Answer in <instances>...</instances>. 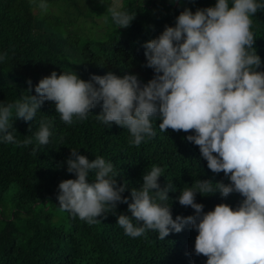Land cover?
<instances>
[{
  "label": "clouds",
  "instance_id": "obj_1",
  "mask_svg": "<svg viewBox=\"0 0 264 264\" xmlns=\"http://www.w3.org/2000/svg\"><path fill=\"white\" fill-rule=\"evenodd\" d=\"M36 6L42 13L48 11L46 0ZM262 8L264 4L257 0H232L231 7L229 0H216L214 6L195 13L185 8L174 27L165 26L156 39L144 44L145 66L155 73L146 84L130 74L122 78L112 72L93 74L85 81L74 72L57 75L53 71L35 85L37 95L0 106V137L14 142L9 131L13 110L15 118L33 121L45 101L54 102L60 119L69 125L73 117L85 119L102 102L97 120L126 128L133 137L130 143L137 146L146 136L156 135L153 117L160 119L161 132H193L186 139L199 147L207 167L230 180L227 185L197 180L183 190L179 203L194 209V215L173 219L166 202L168 192L176 189L171 184L160 187V167L153 166L143 175L140 189H131L129 202L122 196L128 187L117 186L113 179L118 175L112 163L102 157L90 161L76 150L66 161L67 172L76 178L58 185L61 211L91 225L124 203L131 215H118L117 223L130 237L152 230L164 240L190 225L198 232L195 254L207 257L206 264H264V71L257 70L262 62L256 51H249L255 43L251 17ZM107 11L119 28L129 27L136 15L116 6ZM27 84L30 93L32 81ZM50 127L49 122L40 123L35 134L39 144L49 143ZM31 142L29 138L23 143ZM92 171L95 180L89 183ZM217 192L223 198L239 193L244 199L235 210L221 203L205 213L204 205L195 202L196 194Z\"/></svg>",
  "mask_w": 264,
  "mask_h": 264
},
{
  "label": "trees",
  "instance_id": "obj_2",
  "mask_svg": "<svg viewBox=\"0 0 264 264\" xmlns=\"http://www.w3.org/2000/svg\"><path fill=\"white\" fill-rule=\"evenodd\" d=\"M68 1L63 18L70 13L85 14L90 8L84 0H64ZM257 2L264 4V0ZM38 3L39 0H0V56L4 57L0 60V106L24 102L25 97L37 95L35 85L53 71L60 75L75 70L85 81L93 74L103 76L112 72L121 78L130 74L146 84L155 73L145 66L144 44L156 39L165 26L174 27L176 17L185 8L195 13L197 9L214 6L216 0H179L178 4L170 0H124L118 10L136 14L135 18L129 27L119 28L109 15L106 21L115 30L98 44V50L90 42L82 45L80 35L71 29L72 23L63 25L57 16L42 13L36 6ZM251 19L255 43L249 51H256L262 62L257 70L264 71V8ZM70 59H75L74 69L70 67ZM29 79L33 86L30 93L26 90ZM101 111L102 102L85 119L73 117L69 125L60 119L54 102L45 101L29 122L15 118L13 110L10 119L13 128L9 131L14 142H5L0 137V264H206L207 257L195 254L198 232L190 225L180 233H170L164 240L152 230L133 238L117 223L118 215H131L127 204L119 203L116 210L106 211V216L97 218L100 222L91 225L61 211L58 185L76 178L67 172L71 150L79 151L90 161L102 157L112 163L118 175L113 179L116 178L117 186L128 187L122 196L128 197L129 202L131 189H140L143 175L153 166L160 167L163 170L158 179L160 187L171 184L176 189L168 192L170 199L166 202L173 219L195 214L194 209L182 206L178 200L181 192L195 181L230 183L223 172L213 173L199 147L187 141L186 137L194 135L193 132L171 129L161 132L160 119L153 117L156 135L146 136L137 146L130 143L133 137L126 128L98 121L96 115ZM42 121L51 125L47 145L35 139ZM29 138L32 142L25 146L23 142ZM94 180L92 171L88 182ZM207 195L197 193L195 200L204 205L205 213L221 203L235 210L244 199L235 192L227 198L219 192ZM57 214L65 220L64 224L53 222Z\"/></svg>",
  "mask_w": 264,
  "mask_h": 264
},
{
  "label": "rangeland",
  "instance_id": "obj_3",
  "mask_svg": "<svg viewBox=\"0 0 264 264\" xmlns=\"http://www.w3.org/2000/svg\"><path fill=\"white\" fill-rule=\"evenodd\" d=\"M84 1L85 6L87 8L90 7L87 9L85 14L89 12H97L99 15L96 13L94 16L89 15L86 17L85 14L70 13L63 18L62 12H65V9L67 10L70 3V1L64 2V0H61V2H59V0H46V3L48 4V11L44 14H53L57 16L58 20H60V23L63 25H70L72 23L74 28H70L80 35L81 44L84 45L85 42H90L92 48L94 50H98V44L108 39L111 33L115 30L114 27H111L106 21L110 15L107 11L108 7L116 6L120 9L123 6L124 0H101V2L100 0ZM90 5H92V10H90ZM69 62L71 69H74L75 59H70ZM72 72L76 74L75 70ZM38 206H41V203H39ZM56 216V219L53 218V222L55 224H64L65 220L62 219L60 214H57Z\"/></svg>",
  "mask_w": 264,
  "mask_h": 264
},
{
  "label": "water",
  "instance_id": "obj_4",
  "mask_svg": "<svg viewBox=\"0 0 264 264\" xmlns=\"http://www.w3.org/2000/svg\"><path fill=\"white\" fill-rule=\"evenodd\" d=\"M179 0H177L176 4H178Z\"/></svg>",
  "mask_w": 264,
  "mask_h": 264
}]
</instances>
